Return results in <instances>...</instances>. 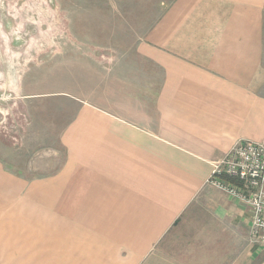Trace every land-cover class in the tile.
<instances>
[{
	"label": "crops",
	"instance_id": "0c3cea01",
	"mask_svg": "<svg viewBox=\"0 0 264 264\" xmlns=\"http://www.w3.org/2000/svg\"><path fill=\"white\" fill-rule=\"evenodd\" d=\"M135 45L156 87L79 98L54 172L0 158V264H264L245 204L208 184L264 139V0H168Z\"/></svg>",
	"mask_w": 264,
	"mask_h": 264
},
{
	"label": "rangeland",
	"instance_id": "374dc122",
	"mask_svg": "<svg viewBox=\"0 0 264 264\" xmlns=\"http://www.w3.org/2000/svg\"><path fill=\"white\" fill-rule=\"evenodd\" d=\"M168 0H0V158L26 177L60 166L79 98L125 108L157 72L135 45Z\"/></svg>",
	"mask_w": 264,
	"mask_h": 264
},
{
	"label": "built area",
	"instance_id": "2783aa9c",
	"mask_svg": "<svg viewBox=\"0 0 264 264\" xmlns=\"http://www.w3.org/2000/svg\"><path fill=\"white\" fill-rule=\"evenodd\" d=\"M206 182L246 205L249 239L264 245V139L236 141L212 163Z\"/></svg>",
	"mask_w": 264,
	"mask_h": 264
}]
</instances>
